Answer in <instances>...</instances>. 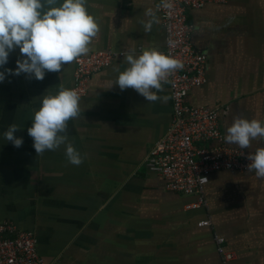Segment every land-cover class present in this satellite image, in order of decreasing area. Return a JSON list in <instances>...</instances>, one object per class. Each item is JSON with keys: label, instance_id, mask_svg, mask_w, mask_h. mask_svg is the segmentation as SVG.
<instances>
[{"label": "crops", "instance_id": "obj_1", "mask_svg": "<svg viewBox=\"0 0 264 264\" xmlns=\"http://www.w3.org/2000/svg\"><path fill=\"white\" fill-rule=\"evenodd\" d=\"M159 1L87 0L99 26L87 55L163 50L160 20L149 32L141 23L149 7L159 19ZM186 15L193 48L207 58V82L186 102L218 109L224 136L236 116L264 122V0L207 3ZM18 59L17 47L0 66V222L32 233L53 264H220L217 235L236 253L231 264H264V180L254 172L213 173L204 190L209 209L185 211L194 199L166 191L164 179L146 170V156L172 120L168 86L157 93L170 97L166 103L121 91L113 83L116 69L128 67L125 55L92 76L79 117L67 123L68 143L83 157L74 166L65 145L36 155L27 129L44 96L72 89L75 61L37 80L5 72ZM12 124L19 148L4 138ZM261 147L264 141L253 140L244 150ZM208 220L209 228L198 227Z\"/></svg>", "mask_w": 264, "mask_h": 264}, {"label": "clouds", "instance_id": "obj_2", "mask_svg": "<svg viewBox=\"0 0 264 264\" xmlns=\"http://www.w3.org/2000/svg\"><path fill=\"white\" fill-rule=\"evenodd\" d=\"M0 0V66L7 63L9 54L19 48L23 59L16 61L15 70L5 69L12 75L27 74L30 78L43 80L45 72H60L64 65L70 64L90 52V44L99 32L94 17L86 9L87 0ZM170 0H161L157 6L170 9ZM149 19L141 21L145 32L159 23L156 11L151 7L145 10ZM169 47L174 41H168ZM128 67L118 72L113 85L121 91L131 88L148 102L160 100L166 103L170 97L159 96L164 85L170 83V77L182 70V61L160 53L156 49L144 50L136 55L132 49L125 53ZM5 73L0 72V82ZM112 85V86H113ZM80 97L75 90L61 88L56 95L44 96L41 106L34 112L31 127L27 129L33 140L36 155L46 151H55L65 145L67 161L79 166L83 157L68 143L67 123L80 115ZM19 130L12 124L4 133L6 141L13 146H22V138L14 133ZM253 140L264 141V122L256 119L233 118L226 128L225 142L241 149L250 147ZM248 172H254L257 179L264 180V147L257 148L247 155Z\"/></svg>", "mask_w": 264, "mask_h": 264}, {"label": "built area", "instance_id": "obj_3", "mask_svg": "<svg viewBox=\"0 0 264 264\" xmlns=\"http://www.w3.org/2000/svg\"><path fill=\"white\" fill-rule=\"evenodd\" d=\"M225 0H170V9L160 8L158 16L164 31V48L160 53L170 55L183 63L165 84L171 92L172 120L145 158L147 171L161 176L165 190L182 197L193 198L185 211L208 210L204 190L215 172L247 173L248 152L230 147L220 129L219 110L203 106L193 107L186 102L190 91L206 84V56L198 53L191 43V25L187 10H197L207 3ZM161 0L159 1L160 4ZM158 4V5H159ZM174 41L169 47L168 41ZM123 52L97 51L75 60L73 87L80 98L88 93L90 79L123 58ZM225 114V109L221 110ZM210 221H201L198 227L209 228ZM220 264H231L236 257L226 245V239L214 237ZM0 264H53L39 254L37 240L32 233L19 231L8 221L0 222Z\"/></svg>", "mask_w": 264, "mask_h": 264}]
</instances>
